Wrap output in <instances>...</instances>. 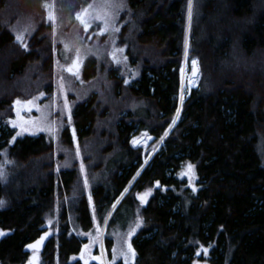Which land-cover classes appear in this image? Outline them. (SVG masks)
Returning a JSON list of instances; mask_svg holds the SVG:
<instances>
[{"label":"trees","instance_id":"trees-1","mask_svg":"<svg viewBox=\"0 0 264 264\" xmlns=\"http://www.w3.org/2000/svg\"><path fill=\"white\" fill-rule=\"evenodd\" d=\"M44 1L0 0V230L8 232L0 235V264H29L38 242L40 264H85L83 258L103 264L98 246L85 258L87 239L71 231V216L85 232L93 210L104 221L143 163L144 150L132 145L142 133L155 136L151 147L162 140L118 206L129 200L135 207L137 193L154 192L141 209L143 224L131 239L129 261L114 259V240L105 232L106 264H264L261 0H128L118 37L139 70L131 81L117 75L107 36L99 34L105 52L101 59L88 58L82 75L86 82L102 78L101 86L76 104L59 133L66 149H74L73 139L81 148L92 204L79 160L57 171L63 154H56L48 136L12 142L3 126L19 115L23 102L54 87L59 44ZM20 24L32 30L23 41L14 32ZM186 57L198 60L199 84L168 131L179 108L178 72ZM184 162L194 165L197 188L185 187L178 176ZM54 214V233L46 237V218ZM210 244L204 255L201 249Z\"/></svg>","mask_w":264,"mask_h":264},{"label":"rangeland","instance_id":"rangeland-1","mask_svg":"<svg viewBox=\"0 0 264 264\" xmlns=\"http://www.w3.org/2000/svg\"><path fill=\"white\" fill-rule=\"evenodd\" d=\"M261 2L264 5V0H261ZM44 5L47 8L48 23L53 27L55 43L59 44L54 53L53 90L51 93H42L28 102H23L22 111L19 115L14 118H8L3 123V126L11 132L10 141L12 142L25 135L35 136L44 133L48 136L55 145L56 154L58 156L60 153L63 154L62 162L57 164V171H60L63 167H68L74 160H79V171L86 189V196L92 204L89 192L92 182L86 175L87 167L81 163V148L73 139L74 149H66L60 142L59 133L64 124L70 123L71 113L76 104L86 100L92 90H97L101 86L102 78L98 81L86 82L82 75L86 60L90 57L101 59L102 54L105 52L100 43L99 34L107 36L106 41H108L110 46L109 52L111 53L117 75L126 81L134 80L138 76L139 70L130 65L124 54L125 46L121 44L118 37L120 29L125 23V20H122V15L128 10V0H80L75 12L72 10L76 6L74 0H45ZM14 32L15 36L20 41H23L26 36L32 33V30L28 29L26 25L20 24L15 26ZM186 65L187 70L190 72V61ZM181 66L179 67L178 75L180 74ZM196 86L198 87V84ZM193 89L186 91V97ZM160 143V140H158L151 147V151L148 149L151 145H148L147 150L144 149V160L149 157L147 152L149 151V155L150 152H155L156 147ZM2 165L3 157L0 160V167ZM178 176L180 178L182 176L181 179L186 183L185 187H198L196 185L198 177L193 164L184 162ZM161 190H166V187H161ZM153 192L152 188H148L137 193L138 204L135 207L131 206L129 200L122 202L119 206L120 201L116 202V206L110 210L104 221L103 217L93 210L92 228L86 232L82 231L76 223H73L71 216L73 224L71 231L79 237L87 239L85 258H88L92 249L96 246L99 247L102 258L104 257L103 238L107 234L108 237L114 240L112 247L114 259L129 261L132 257L130 249L131 239L143 224L141 209L143 205H146ZM1 206L2 204H0ZM56 219L55 214L46 218L47 221L44 225L46 237L54 233L53 225ZM123 224H125V227ZM105 232L106 234H104ZM6 234H8L7 231L0 230L1 236ZM212 246L213 244H210L205 250L201 249L202 253L207 255ZM30 256L29 264H40V251L33 250ZM76 258L77 256H72L71 260ZM103 264H106V262ZM193 264L210 263L196 259Z\"/></svg>","mask_w":264,"mask_h":264},{"label":"bare ground","instance_id":"bare-ground-1","mask_svg":"<svg viewBox=\"0 0 264 264\" xmlns=\"http://www.w3.org/2000/svg\"><path fill=\"white\" fill-rule=\"evenodd\" d=\"M187 42H188V40L186 41V44H187ZM193 59V58H192ZM191 59V60H192ZM191 60H190V65H191ZM187 64V57L185 58V60L182 62V66H181V69H180V74L178 75V77H179V92H178V95H177V98H178V103H179V108H178V110H177V114L175 115V118H174V120H177V118H178V116H179V110H180V106H181V104H182V102L184 101V100H186L185 99V97H186V91H188V90H191V89H193V88H195V87H197L196 85L197 84H199L198 82V79H199V77H196V76H192L191 75V71L189 72L188 70H187V68H186V65ZM83 72V71H82ZM53 74V73H52ZM54 77V76H53ZM53 79V78H52ZM84 84V83H83ZM88 84V83H87ZM104 88V87H103ZM104 90V89H103ZM190 93H191V91L189 92V94L187 95V97L186 98H188L189 97V95H190ZM174 120H173V122H174ZM172 122V124H171V126L169 127V129H168V131L171 129V127L177 122H175V123H173ZM168 131H166V133H165V135L168 133ZM147 132V131H146ZM143 134V133H142ZM141 134V135H142ZM138 136H140V135H138ZM138 136H136V137H138ZM136 137H133V139H135ZM133 139H132V141H133ZM104 140V139H103ZM102 140V141H103ZM162 140V139H161ZM160 140V141H161ZM107 141V140H106ZM87 142V141H86ZM108 142V141H107ZM104 144V143H103ZM90 145V144H89ZM141 146H138V148H140V147H142L143 148V150L144 149H146L147 150V148H148V145H151V143L150 144H147V141L144 139L142 142H141V144H140ZM103 146V145H102ZM97 147V146H96ZM99 147V146H98ZM101 147V146H100ZM106 147V146H105ZM158 147H159V144H158ZM158 147H156V150H157V148ZM103 148H104V146H103ZM137 148V149H138ZM150 151H151V146L148 148ZM101 150H102V148H101ZM153 150H155L154 148H153ZM155 150V151H156ZM142 152V151H141ZM147 152V151H146ZM153 153L154 152H150V155H149V151L147 152V156H149L148 157V159H146V160H144L145 158H144V156H145V154L143 155V163H142V165H141V167L139 168V170L137 171V173H136V175L134 176V178L131 180V182L125 187V189L122 191V193H124V195L128 192V190H129V188H130V186H131V184L136 180V178H137V176H138V174H140L141 172H142V170L144 169V167L147 165V163H148V161L150 160V158H151V156L153 155ZM92 154H94V153H92ZM95 155V154H94ZM98 156H99V154H98ZM91 157H93L92 155H91ZM95 157H97V155L95 156ZM104 157V156H103ZM105 158H108V157H105ZM96 159V158H95ZM97 160H98V158H97ZM142 160V159H141ZM106 161V160H105ZM182 174V173H181ZM181 178H182V176H181ZM104 179V178H103ZM102 179V180H103ZM135 179V180H134ZM101 180V179H100ZM101 180V181H102ZM103 182V181H102ZM105 182V181H104ZM107 182V181H106ZM108 183V182H107ZM104 185V184H103ZM109 185V184H108ZM72 186V185H71ZM74 186V185H73ZM72 186V187H73ZM105 187V186H104ZM107 187V186H106ZM103 188V187H102ZM110 188V187H109ZM108 188V189H109ZM113 188V187H112ZM112 188H110L111 190H112ZM74 189V188H73ZM92 189H94V188H92ZM68 190V189H67ZM86 190V189H85ZM105 190V189H104ZM72 191V190H71ZM105 191H108V190H105ZM110 191V190H109ZM78 192V191H77ZM90 192V191H89ZM130 192V191H129ZM74 193V192H73ZM121 193V194H122ZM57 194V193H56ZM65 194V193H64ZM64 194H61V195H63L64 196ZM104 194H106L105 192H104ZM120 194V195H121ZM60 195V194H59ZM68 195H70V194H68ZM123 195V196H124ZM133 195H135V193L133 194ZM114 196V195H113ZM122 196V197H123ZM55 197V196H54ZM56 197H57V195H56ZM59 197V196H58ZM85 197V196H84ZM110 197V196H109ZM118 197V196H117ZM120 197V196H119ZM119 197L117 198V200L113 203V205H112V208L113 207H115L116 206V204L121 200V198L119 199ZM133 197V196H132ZM63 198H65V197H63ZM100 198H101V196H100ZM126 198H129V197H127L126 196ZM135 198V197H134ZM134 198H132V199H134ZM55 200H56V198H55ZM59 200V199H58ZM65 200V199H64ZM78 200H79V198H78ZM104 199H102V201H103ZM60 201V200H59ZM59 201H58V203H59ZM99 201H100V199H99ZM106 201V200H105ZM55 202V201H54ZM117 202V203H116ZM185 202H186V200H185ZM65 203V202H64ZM56 204H57V202H56ZM147 204V203H146ZM186 204H188L187 202H186ZM185 204V205H186ZM62 205H64V204H62ZM55 206V205H54ZM66 206V205H65ZM144 206V205H143ZM188 206V205H187ZM63 207V206H62ZM62 207H61V210H62ZM69 207H71V206H69ZM69 207L67 206L66 208H68V210H69ZM118 207V206H117ZM111 208V209H112ZM67 210V211H68ZM132 211V210H131ZM65 212V211H64ZM109 214V213H108ZM133 214V213H132ZM70 215V214H69ZM67 216V215H66ZM75 217V216H74ZM58 218V217H57ZM77 219V218H76ZM59 220V219H58ZM58 220H57V222H58ZM65 220H67V219H65ZM65 220H64V222L63 223H65ZM47 221V220H46ZM69 221V220H68ZM74 221V220H73ZM78 221V220H77ZM67 222V221H66ZM142 222V221H141ZM74 223V222H73ZM75 223H77V222H75ZM102 223V222H101ZM127 223H128V221H127ZM65 224H67V223H65ZM129 224H130V222H129ZM77 225V224H76ZM81 225V224H80ZM125 224H123V226H124ZM43 226V225H42ZM68 226V225H67ZM130 226V225H129ZM125 227V226H124ZM126 227H128V226H126ZM77 228V227H76ZM80 228V227H79ZM83 228V227H82ZM122 228V227H121ZM108 229V228H107ZM124 230V229H123ZM74 233V232H73ZM70 234V233H69ZM105 234V233H104ZM109 238V237H108ZM33 243V242H32ZM28 245V244H27ZM99 251V250H98ZM99 256V255H98ZM100 257V256H99ZM101 258V257H100ZM84 259V258H83ZM97 259V258H96ZM102 260H103V263L106 261L105 260V257H103L102 258ZM89 261V260H88ZM126 262V261H125Z\"/></svg>","mask_w":264,"mask_h":264},{"label":"water","instance_id":"water-1","mask_svg":"<svg viewBox=\"0 0 264 264\" xmlns=\"http://www.w3.org/2000/svg\"><path fill=\"white\" fill-rule=\"evenodd\" d=\"M191 75L192 76H196V77H199L200 76V67H199V63H198V60L196 58H193L191 60ZM176 121L174 120L173 123H175ZM146 140L147 141V144H150L152 143L154 140H155V136L153 134H142L138 137H136L135 139H133L132 141V145L133 147H138L140 146L141 142L143 140ZM135 180V179H134ZM126 190V189H125ZM124 195V193H122L119 197V199ZM40 242L37 243V245H33L32 248L39 251L40 250ZM135 259V252L133 251V258H132V261H134ZM84 260V263L86 264L87 260L86 259H83Z\"/></svg>","mask_w":264,"mask_h":264},{"label":"snow or ice","instance_id":"snow-or-ice-1","mask_svg":"<svg viewBox=\"0 0 264 264\" xmlns=\"http://www.w3.org/2000/svg\"><path fill=\"white\" fill-rule=\"evenodd\" d=\"M3 202L2 201H0V204H2Z\"/></svg>","mask_w":264,"mask_h":264}]
</instances>
